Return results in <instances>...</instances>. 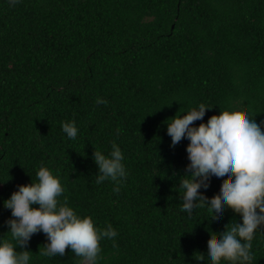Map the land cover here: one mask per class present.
<instances>
[{
	"label": "trees",
	"instance_id": "obj_1",
	"mask_svg": "<svg viewBox=\"0 0 264 264\" xmlns=\"http://www.w3.org/2000/svg\"><path fill=\"white\" fill-rule=\"evenodd\" d=\"M199 103L211 107L205 122L240 111L264 121V0H0V236L3 201L44 164L61 199L117 232L100 242L98 264H208L210 241L240 217L227 209L214 224L180 211L189 141L170 147L165 123ZM70 120L75 140L61 129ZM113 142L127 171L118 192L95 183L92 159ZM220 189L212 182L203 198ZM46 242L32 236L31 264H78L67 248L39 256ZM252 244L264 264V232Z\"/></svg>",
	"mask_w": 264,
	"mask_h": 264
},
{
	"label": "clouds",
	"instance_id": "obj_2",
	"mask_svg": "<svg viewBox=\"0 0 264 264\" xmlns=\"http://www.w3.org/2000/svg\"><path fill=\"white\" fill-rule=\"evenodd\" d=\"M9 2L14 5L19 0ZM96 103L106 101L98 97ZM206 109L211 107L199 103L165 121L170 147L182 139L189 141V163L179 182L183 192L180 211L188 218L205 211L214 224L220 223L227 209L238 214L240 222L232 220L217 233L218 239L210 241L206 260L208 264H253L252 241L264 232V121L257 123L249 111H240L218 121L210 115L205 122ZM198 120L201 123L195 125ZM61 129L69 140L78 137L75 120L63 122ZM111 147L107 155L99 150L93 153L98 169L95 183L113 181L117 185L113 191L118 192L127 171L121 148L115 142ZM212 182L221 184V189L218 198L209 202L203 197ZM64 191L60 176L41 164L35 180L18 185L3 201L11 215L5 221L7 236H0V264H31L32 251L27 246L37 233H43L47 241L39 248V256H62L67 248L79 258L78 264H98L100 242L114 239L117 232L110 224L102 229L91 216H81L67 197L61 199ZM197 264H205V256L200 255Z\"/></svg>",
	"mask_w": 264,
	"mask_h": 264
}]
</instances>
